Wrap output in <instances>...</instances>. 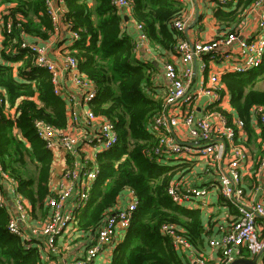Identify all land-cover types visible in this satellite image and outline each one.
<instances>
[{
	"label": "trees",
	"instance_id": "1",
	"mask_svg": "<svg viewBox=\"0 0 264 264\" xmlns=\"http://www.w3.org/2000/svg\"><path fill=\"white\" fill-rule=\"evenodd\" d=\"M253 1L217 6L213 16L220 28H235ZM3 3L10 6L1 15L0 89L5 91V104L14 113L0 117V164L16 180V191L29 201L33 212L41 211L50 194L53 153L37 136L33 122L43 119L63 128L66 108L63 99L53 92L50 74L34 64L32 53L21 42L25 35L46 40L55 25L46 0H0V5ZM88 3L64 0L65 10L59 21L78 34L68 49L77 59L79 70L95 84L90 108L114 123L118 142L96 153L97 175L89 188V199L77 215L76 228L95 235L120 198L132 189L136 208L127 230L112 249L109 264H184L161 226L176 224L193 247L203 244L204 227L199 209L176 204L167 194L176 173L188 170V163H163L164 159H158L152 151L157 139L146 124L162 108V98L156 97L151 80L154 68L135 57L134 39L123 30L125 15L111 0ZM131 3V15L143 25L149 42L174 53L178 41L186 37L173 26L184 10L182 1ZM8 22L10 32L5 29ZM260 80H264V57L258 69L222 76L234 114L244 121L248 132L251 108L264 105V88L256 87ZM8 220L7 208L0 207V264H46L40 259L35 240L27 241L10 232Z\"/></svg>",
	"mask_w": 264,
	"mask_h": 264
},
{
	"label": "built area",
	"instance_id": "2",
	"mask_svg": "<svg viewBox=\"0 0 264 264\" xmlns=\"http://www.w3.org/2000/svg\"><path fill=\"white\" fill-rule=\"evenodd\" d=\"M237 1L216 0V3L224 6L234 5ZM58 3L61 7L64 0H58ZM111 3L121 14L127 15L129 10L131 13V0H111ZM46 5L56 29L59 16L65 8L61 10L59 6L56 7L53 0H46ZM261 6H264V0H254L245 13H252ZM192 21L193 17L183 10L181 16L173 21V26L185 33ZM134 27L137 31L134 51L149 46L143 25L134 20ZM5 29L11 31L10 22L5 25ZM68 31L71 41L78 38L77 32ZM21 46L30 50L37 67L50 74L53 92L63 99L66 108V124L63 128H57L43 119H35V132L52 153L60 151L65 156L73 157L72 163L60 174V190L50 192L46 198L48 216L29 230L32 237L39 239V254L46 258L58 254V238L68 235L70 226L72 230L76 228L78 212L85 207L89 188L97 175L96 153L112 148L118 142V136L114 123L103 115L95 114L90 108L89 103L96 93L95 84L79 70L78 61L71 50L67 48L61 59L56 61L48 56L46 44L23 40ZM173 54L178 62L166 61L163 66L166 83L162 108L146 124L147 130L157 139L152 148L153 154L164 161L176 159L190 165L193 162L201 163L203 172L214 169L218 191L234 207L235 213L229 219L218 222L217 235L208 240L209 246L219 252L216 260H208L199 254L184 237L183 229L176 224L164 223L161 232L170 237L174 248L180 247L190 253L191 259L187 264H230L245 252L254 256L264 249V155L250 169L246 161L248 149L245 142L239 139L245 133V123L235 116L228 119L222 112L227 111L222 108V101L229 99L222 76L224 73L243 74L260 67L264 57V16L257 19L254 30L247 34L236 25L235 28H220L209 39L186 36L178 41ZM196 60L204 77L193 93L190 86L194 80L193 64ZM65 81L68 84L66 91ZM202 96L209 103L217 105L204 115L197 114L193 104L196 97ZM5 100L6 93L0 89V117L7 105ZM79 103L84 105L85 110L78 111ZM251 115L264 142V105L252 107ZM90 125L94 127L95 136L88 142L82 141L80 133ZM76 155L82 159L81 168L74 157ZM88 165L91 167L88 168ZM79 177L83 179L78 181ZM245 177L252 179L248 187L244 182ZM5 186H9L14 195L12 214L2 193ZM16 187V180L0 164V207L7 208L9 212V231L23 237L19 220L25 219L30 203L16 191ZM74 188L77 196L67 208L65 201ZM208 193V187L191 184L182 175L174 178L167 188L171 200L179 205L195 199L204 202ZM257 193L262 198L256 199L254 194ZM126 198V205L123 208L114 207L97 229L94 242L86 248L82 257L74 259L71 264H90L104 247L127 230L137 201L132 189L127 192Z\"/></svg>",
	"mask_w": 264,
	"mask_h": 264
},
{
	"label": "crops",
	"instance_id": "3",
	"mask_svg": "<svg viewBox=\"0 0 264 264\" xmlns=\"http://www.w3.org/2000/svg\"><path fill=\"white\" fill-rule=\"evenodd\" d=\"M182 1V0H181ZM56 7L59 6L58 0H53ZM89 5H92V0H89ZM182 5L184 8V12L187 15L193 17V21L190 23L187 31L184 33V36H188L190 38L196 39H209L213 35L216 34V31L220 29V23H218L213 16V11L219 6L216 3V0H183ZM10 4L3 3L0 5V42L3 39L2 30L4 26V21L1 18V15H4L8 12ZM225 7V6H223ZM61 10H64L65 6H59ZM125 22L123 23V30L129 33L133 39L137 36V31L134 27V19L130 13V10L126 12ZM61 15V14H60ZM264 16V6L259 7V9L255 10L252 13H243L242 20L235 24L243 29V33L247 34L254 30L256 21L259 17ZM200 19V20H198ZM57 28L49 35L48 39L43 40L39 37L25 35L22 37L25 41L28 42H38L41 44H46L48 46V56L53 58L56 61H59L62 55L68 50L67 48L71 45L70 33L65 28V25L59 21ZM222 28V27H221ZM135 57L144 63L152 64V81L155 87L156 97H161L165 92V77L163 75V66L164 62L172 61L178 62V58L173 54V52L164 49L163 47H159L152 41L149 42V46L140 47L137 51H135ZM194 69V80L190 86V90L194 93L195 90L199 87V84L204 77L199 69V61L196 60L193 64ZM227 74V73H224ZM64 90H67L68 84L66 81L64 82ZM194 106L197 114H208L211 109L216 107L217 105L209 103L206 97H196L194 101ZM221 106L223 109H227V111H222L228 119L232 117H236L234 114L233 108L230 105L229 99L222 101ZM85 110L84 105H78V111ZM5 115H12L14 113L13 109H10L7 105L3 111ZM251 113V110H250ZM230 116V117H228ZM254 122V116L250 117V128L251 131L248 132L245 130V133L242 136H239V139L245 142V145L248 149L247 154V162L248 166L252 169L255 166L256 161L264 155V142L262 138V133L259 128L256 127ZM82 135V141H90L94 138L95 132L94 127L90 125L84 132L80 133ZM99 151V150H98ZM75 159L81 164L79 167H83L82 159L79 155L74 156ZM73 157L65 156L60 151L53 153V164L50 172V181H49V190L50 192H57L60 190V174L65 167L72 163ZM171 159L162 160L163 163L171 164ZM172 163H175L176 159H172ZM201 163H195L190 165V168L187 172H185V168L179 170L176 177L184 176L189 180L191 184H195L198 186H204L209 188V193L206 200L203 202L200 199L186 201L183 205L187 208L199 209L201 213V219L204 227L203 234V244L198 247H194L195 250L203 255L208 260H216L219 257L218 250L213 249L209 246L208 240L209 238L215 237L217 235L216 224L218 222L225 221L229 219L234 213V207L229 205L226 201L221 198V195L218 191L217 186V175L215 174V170L211 169L210 172H203L201 170ZM183 165L180 166V168ZM83 179L79 177L77 179L80 181ZM246 187L251 185L252 179L249 177H245L244 179ZM78 186V184H77ZM3 196L7 201L8 208L10 213L15 207L14 195L12 189L9 186H5L3 188ZM77 196L76 188L73 189V192L70 197H68L65 201V206L69 208L71 206V202ZM256 199L262 198L260 193L254 194ZM28 201V200H27ZM126 195L120 198L118 203L119 208H123L126 205ZM29 202V201H28ZM206 202V203H205ZM44 210V211H43ZM49 208L46 205V199L44 201V208L39 211L35 210L33 212L32 206L30 204L29 212H27L24 220H19L20 227L23 229V239L35 240L34 244L37 245L39 239H36L30 235V228L37 224H40L45 218L48 216ZM79 215V212H78ZM71 229L68 235H62L58 238V244L60 245V250L58 254L48 255L46 258L40 255V259L46 264H71L74 259L80 258L85 253L86 248L94 242L95 235L91 234L89 231H80L77 228L74 230ZM123 234L117 236L109 245L103 248V250L97 254L94 259L90 262V264H109L112 249L115 244L120 241V238ZM38 249H40L38 247ZM176 249V248H175ZM42 251V250H41ZM178 256L182 260L184 264H187L191 259L190 253L186 249L177 248L176 249ZM43 253V252H42ZM44 254V253H43ZM255 256V255H254ZM251 254L243 253L239 258L252 259L254 258ZM263 256L264 251L257 259V264H263ZM237 259V258H236Z\"/></svg>",
	"mask_w": 264,
	"mask_h": 264
},
{
	"label": "water",
	"instance_id": "4",
	"mask_svg": "<svg viewBox=\"0 0 264 264\" xmlns=\"http://www.w3.org/2000/svg\"><path fill=\"white\" fill-rule=\"evenodd\" d=\"M263 251L264 249L257 253L252 259L237 258L233 260L230 264H257V259Z\"/></svg>",
	"mask_w": 264,
	"mask_h": 264
},
{
	"label": "rangeland",
	"instance_id": "5",
	"mask_svg": "<svg viewBox=\"0 0 264 264\" xmlns=\"http://www.w3.org/2000/svg\"><path fill=\"white\" fill-rule=\"evenodd\" d=\"M214 12V11H213ZM72 43V41H71ZM258 69V68H257ZM257 88H260V89H263L264 88V80H260L259 82H257V85H256ZM172 161V160H171ZM190 164H187V167L189 166ZM188 170H186L185 172H187ZM77 214V213H76Z\"/></svg>",
	"mask_w": 264,
	"mask_h": 264
}]
</instances>
